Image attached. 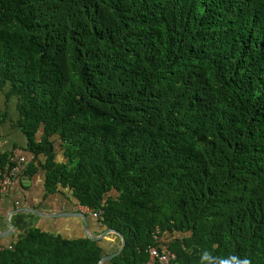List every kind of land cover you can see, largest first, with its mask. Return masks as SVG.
<instances>
[{"label":"trees","instance_id":"1","mask_svg":"<svg viewBox=\"0 0 264 264\" xmlns=\"http://www.w3.org/2000/svg\"><path fill=\"white\" fill-rule=\"evenodd\" d=\"M0 81L21 173L39 161L46 196L125 235L105 264H148L150 246L264 264V0H0ZM101 241L31 225L0 264H98Z\"/></svg>","mask_w":264,"mask_h":264},{"label":"crops","instance_id":"2","mask_svg":"<svg viewBox=\"0 0 264 264\" xmlns=\"http://www.w3.org/2000/svg\"><path fill=\"white\" fill-rule=\"evenodd\" d=\"M8 89L9 86H2L0 81V155L26 156L28 158L26 163H28L31 162L32 155L27 151L28 139L17 124L20 117L17 108L18 101L15 96L7 94ZM39 164V161L35 163L39 171L33 174L22 172L0 195V232L9 228L7 219L15 224L11 235L0 238V243L3 242L6 246L25 234L31 225L61 234L64 238H77L87 234L81 217L56 215L57 213L75 211L87 213L88 210L81 205L76 206L75 200L64 194L55 193L46 196L45 173ZM8 168H5V173ZM23 208L40 210L44 215L25 212ZM19 209L22 212H19ZM91 217H88L89 230L92 234L99 235L104 231V228L97 225ZM168 237L169 234L165 232L164 240ZM100 243L104 247L105 253L108 254L118 250L122 240L117 234L110 233ZM150 262L153 263L151 257L148 264ZM153 264H169V260L155 261Z\"/></svg>","mask_w":264,"mask_h":264},{"label":"built area","instance_id":"3","mask_svg":"<svg viewBox=\"0 0 264 264\" xmlns=\"http://www.w3.org/2000/svg\"><path fill=\"white\" fill-rule=\"evenodd\" d=\"M9 159L11 162V167L8 168V171L6 173L3 168L2 161L0 160V195L7 190L13 179L19 176V174H21L22 171L21 167L24 163L27 162L28 158L26 156L10 155ZM86 209L89 211L88 208ZM93 215L97 217L96 213H94ZM159 233L160 230L159 228H157L154 233V237L156 239H158ZM5 247H6L5 244L0 243V251H2ZM148 250L153 263L155 261H165L175 257V254L172 253L167 248H163L162 250H159L157 246H150ZM153 263L150 262L149 264H153Z\"/></svg>","mask_w":264,"mask_h":264},{"label":"water","instance_id":"4","mask_svg":"<svg viewBox=\"0 0 264 264\" xmlns=\"http://www.w3.org/2000/svg\"><path fill=\"white\" fill-rule=\"evenodd\" d=\"M25 212H30V213H36L39 215H44L43 212H41L40 210H36L33 208H23ZM19 212H22V210H18ZM54 215V214H52ZM56 215L58 216H79L83 219L84 225L86 227L87 230V235L92 238L93 240H102L106 235L110 234V233H115L117 235H119L121 237L122 240V244L121 247L116 250L115 252H112L110 254H106L102 257V259L99 261L98 264H102L105 262H108L109 260H111L112 258H114L115 256H117L118 254H120L123 249L125 248L126 245V239H125V235L121 232H118L115 229H105L103 232H101L99 235H95L92 234L91 231L89 230V223H88V216L85 212H80V211H75V212H62V213H57ZM7 224L9 225V228L5 231L0 232V238L9 236L13 233V228L15 227V224L13 222H11L9 219H7Z\"/></svg>","mask_w":264,"mask_h":264},{"label":"clouds","instance_id":"5","mask_svg":"<svg viewBox=\"0 0 264 264\" xmlns=\"http://www.w3.org/2000/svg\"><path fill=\"white\" fill-rule=\"evenodd\" d=\"M233 260L235 261V264H250V261L247 258L237 259V258L233 257Z\"/></svg>","mask_w":264,"mask_h":264}]
</instances>
